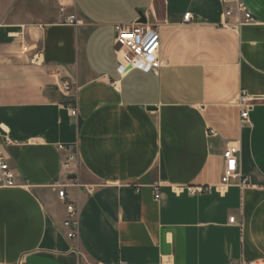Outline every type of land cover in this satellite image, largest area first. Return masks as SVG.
Wrapping results in <instances>:
<instances>
[{
    "label": "crops",
    "instance_id": "1",
    "mask_svg": "<svg viewBox=\"0 0 264 264\" xmlns=\"http://www.w3.org/2000/svg\"><path fill=\"white\" fill-rule=\"evenodd\" d=\"M237 1L254 21L223 27ZM74 5L79 24L56 0H0V145L16 142L18 174L0 186V264H264V0ZM137 21L160 32L156 71H124L115 48V26ZM231 142L249 184L221 193ZM70 182L76 239L58 195Z\"/></svg>",
    "mask_w": 264,
    "mask_h": 264
},
{
    "label": "built area",
    "instance_id": "2",
    "mask_svg": "<svg viewBox=\"0 0 264 264\" xmlns=\"http://www.w3.org/2000/svg\"><path fill=\"white\" fill-rule=\"evenodd\" d=\"M59 13L63 18V22L67 24H79V19L75 12L74 0H56ZM238 14V18L235 21H230ZM192 12H187L184 15V22H190L192 20ZM254 18L247 6L242 1H237L235 6H229L224 12V21L221 24L223 27H229L238 29L242 25L251 23ZM116 38L115 46H120L117 49L122 57L124 71L128 72L132 69H141L146 72L156 71L162 66L160 59L161 50V35L156 27L148 26L142 21H137L134 24H117L115 26ZM23 51H27V47L23 46ZM32 63H39L40 58L38 54L31 56ZM74 84L68 80L63 82V90L69 92L73 89ZM255 99L251 98L246 90H242L239 99V106L241 107V119L243 121L248 120L250 108L253 106ZM73 116L77 115V108H71ZM211 136L217 135V131L214 129L209 130ZM16 142L5 137L4 144L0 145V186L11 187L17 185V170L10 163L9 156L7 154L6 147ZM59 149L69 150L68 157L65 161V166L69 168L72 163L77 159V154L73 150L72 146H66L59 144ZM224 157V169L221 177V183L217 187V190L221 193H225L229 186L237 181V184L241 187L249 184V179L244 176L240 171V146L237 142H231L223 154ZM74 182H70L58 189L59 198L66 204L68 211V218L66 225L68 227V236L71 239L78 237L79 230V208L76 203L69 200L67 194V186L73 185ZM183 188L178 189V191ZM188 191L191 194L202 193L211 191L210 186H196L189 187ZM159 190L156 188L155 198H159ZM230 264H243L242 262L232 261ZM252 264H259L258 262Z\"/></svg>",
    "mask_w": 264,
    "mask_h": 264
},
{
    "label": "water",
    "instance_id": "3",
    "mask_svg": "<svg viewBox=\"0 0 264 264\" xmlns=\"http://www.w3.org/2000/svg\"><path fill=\"white\" fill-rule=\"evenodd\" d=\"M116 49H120V46H115Z\"/></svg>",
    "mask_w": 264,
    "mask_h": 264
}]
</instances>
